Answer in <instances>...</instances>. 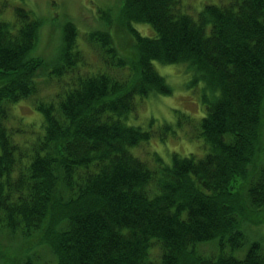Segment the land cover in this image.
Here are the masks:
<instances>
[{"label":"trees","instance_id":"16d2710c","mask_svg":"<svg viewBox=\"0 0 264 264\" xmlns=\"http://www.w3.org/2000/svg\"><path fill=\"white\" fill-rule=\"evenodd\" d=\"M15 14L0 18V236L25 243L19 255L0 243V264H264L263 242L244 230L264 222V0L206 3L195 16L182 0H124L132 56L110 31H92L97 68L66 22L46 78L65 83L45 98L48 65L34 54L42 22ZM154 62L187 63L197 72L188 86L203 82L204 115L162 128L191 127L203 156L174 152L166 163L131 151L154 134L127 122L137 97L172 91ZM27 99L41 114L31 141L10 122Z\"/></svg>","mask_w":264,"mask_h":264},{"label":"rangeland","instance_id":"374dc122","mask_svg":"<svg viewBox=\"0 0 264 264\" xmlns=\"http://www.w3.org/2000/svg\"><path fill=\"white\" fill-rule=\"evenodd\" d=\"M222 1L182 0V10L195 16L204 4H219ZM123 3L124 0H0L1 19L15 20L16 8L22 7L29 10L34 17L39 18L42 22L38 43L34 49V54L45 59L48 65L47 70L43 71V69L40 75V78L43 79L40 84V97L54 95L61 88V83H65L64 79L47 81L46 78L49 77L47 71L50 70L51 64L61 48L62 30L66 22H73L77 26L78 48L83 50L89 64L94 68L102 66L103 57L97 48L92 49L86 39L92 31H110L120 54L132 56L134 38L126 32L120 18ZM133 26L142 35L153 37L157 35L154 28L148 23H133ZM154 65L159 74L165 77L172 91L170 94L151 93L148 96L137 97L136 110L130 113L127 122L140 126L146 131H152L154 134L149 141L132 147L131 151L143 160L150 159V155L156 152L166 163H171V156L174 152L181 156L192 153L203 156L208 151V146L202 138L196 137V132L188 125H184L182 128L176 127L177 131L166 135V137L162 135L163 124L171 123L178 126V121L182 120L181 114L188 115L195 121L204 115L205 105L200 99L203 82H199L193 87L188 86L197 72L187 63L162 64L154 62ZM66 79L70 78L66 77ZM12 112L10 122L14 126H22L23 123L30 132L21 138L31 141L35 137L32 131H36L41 126V114L35 110L33 100L21 101L14 106ZM17 141L22 142L19 137H17ZM244 230L248 242L260 240L264 244V222L259 225H244ZM0 243L4 244V247L6 246L7 253L19 255L21 246L25 242L0 236ZM43 249L41 248V250ZM201 249L205 252H213L215 244L203 245ZM245 250L246 247L242 252L240 251V255Z\"/></svg>","mask_w":264,"mask_h":264}]
</instances>
